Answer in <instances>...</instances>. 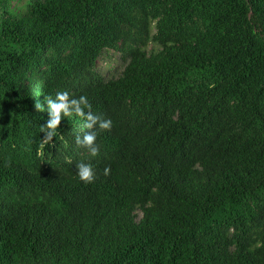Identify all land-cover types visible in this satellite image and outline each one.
<instances>
[{
    "label": "trees",
    "instance_id": "1",
    "mask_svg": "<svg viewBox=\"0 0 264 264\" xmlns=\"http://www.w3.org/2000/svg\"><path fill=\"white\" fill-rule=\"evenodd\" d=\"M0 264H264V0H0Z\"/></svg>",
    "mask_w": 264,
    "mask_h": 264
},
{
    "label": "clouds",
    "instance_id": "2",
    "mask_svg": "<svg viewBox=\"0 0 264 264\" xmlns=\"http://www.w3.org/2000/svg\"><path fill=\"white\" fill-rule=\"evenodd\" d=\"M102 74V73H101ZM47 104V111L49 119L46 125L41 126L43 138L41 139V147L53 142L57 136V130L61 127L62 122L66 117L73 115L85 121L84 127L88 130L84 135L76 136V144L80 147L87 149L92 157L99 155L100 149L97 145L98 131H111L112 121L110 119H103L100 116L93 114L92 105L87 96H80L79 98H72L68 91H61L56 94L55 99L51 96H45ZM37 112H44V106L37 101L34 105ZM77 175L79 179L86 183H94L97 176L93 166L90 163H78L76 165ZM111 172L110 168L104 169V175L107 176Z\"/></svg>",
    "mask_w": 264,
    "mask_h": 264
},
{
    "label": "rangeland",
    "instance_id": "3",
    "mask_svg": "<svg viewBox=\"0 0 264 264\" xmlns=\"http://www.w3.org/2000/svg\"><path fill=\"white\" fill-rule=\"evenodd\" d=\"M122 69L123 65L120 56L114 53L103 56L97 65V70L102 73L105 78L119 75Z\"/></svg>",
    "mask_w": 264,
    "mask_h": 264
}]
</instances>
